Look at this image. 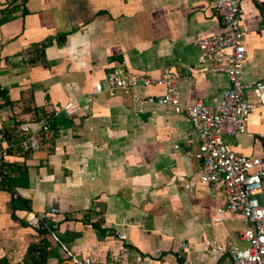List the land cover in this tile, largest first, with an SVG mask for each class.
Here are the masks:
<instances>
[{"label": "crops", "instance_id": "obj_1", "mask_svg": "<svg viewBox=\"0 0 264 264\" xmlns=\"http://www.w3.org/2000/svg\"><path fill=\"white\" fill-rule=\"evenodd\" d=\"M263 1L239 0L246 51L240 79L256 107L244 132L224 136L228 149L249 157L264 153ZM214 3L0 0V178L10 176L23 205L0 187V258L24 264L28 246L45 238L46 264H67L60 245L28 223V211L52 207L48 222L56 223L59 240L96 264H180L181 240L190 246V264H230L226 253L204 252L203 240L248 245L240 238L248 224L240 213L214 219L224 196L200 180L198 140L184 108L146 104L137 112L121 92L92 93L124 62L130 72L155 78L164 67L176 72L183 104L218 102L228 78L200 64L193 43L222 31ZM70 98L79 109L59 113L24 151L18 124ZM257 197L264 202V175Z\"/></svg>", "mask_w": 264, "mask_h": 264}, {"label": "built area", "instance_id": "obj_2", "mask_svg": "<svg viewBox=\"0 0 264 264\" xmlns=\"http://www.w3.org/2000/svg\"><path fill=\"white\" fill-rule=\"evenodd\" d=\"M214 10L222 25V31L197 37L193 43L199 50L198 62L210 65L209 70L222 72L228 78L229 85L223 89L218 102L208 104L196 100L183 104L177 94L179 76L176 72L164 67L155 78L130 72L124 62L106 72L104 86L100 81H96L92 93L105 90L113 96L121 92L130 99L132 108L137 112L146 104L176 112L184 108L198 140L196 156L201 161L200 180L214 189L221 190L224 196L222 204L215 209L214 219L221 220L225 212H238L248 223L240 232V238L248 243L245 248H239L234 242L223 245L205 239L202 250L206 253H226L230 264H264V202H260L257 197L262 188L264 153L258 157L238 155L224 143V136H233L245 131L248 117L256 107V102L244 98L245 86L240 79V69L246 51L239 0H215ZM262 25L264 26V23ZM139 84L144 88L158 85L162 87V91L158 94H147L144 89L138 87ZM79 107L77 99L70 98L50 112L40 114L32 122L19 123L18 145L24 151L31 150L37 136L51 130L59 113L71 114ZM1 153L4 155L6 151L2 150ZM0 187H3L1 178ZM6 187L12 192V197L17 199L15 188L12 185ZM56 211L54 207L40 212L30 210L27 215L28 223L32 227L46 230L62 248L67 264H96L89 257L72 252L59 240L56 235V223L48 222L50 214ZM117 236L124 238L123 233H118ZM189 251L188 242L181 240L176 251L180 264H190V260L185 257V253Z\"/></svg>", "mask_w": 264, "mask_h": 264}, {"label": "trees", "instance_id": "obj_3", "mask_svg": "<svg viewBox=\"0 0 264 264\" xmlns=\"http://www.w3.org/2000/svg\"><path fill=\"white\" fill-rule=\"evenodd\" d=\"M0 96L4 97V93L0 90ZM1 183L3 186H8L12 184V179L9 175L3 174L1 178ZM17 202V203H16ZM14 204L16 207H22L21 200L19 198L14 199ZM39 231L45 233L46 230L39 229ZM47 247L48 242L45 238H43L38 243L30 244L26 250V255L24 257V264H46L47 262ZM0 264H9V262L5 258H0Z\"/></svg>", "mask_w": 264, "mask_h": 264}, {"label": "water", "instance_id": "obj_4", "mask_svg": "<svg viewBox=\"0 0 264 264\" xmlns=\"http://www.w3.org/2000/svg\"><path fill=\"white\" fill-rule=\"evenodd\" d=\"M261 6H262V16L264 17V1L261 2ZM261 87H264V78H263V80H262Z\"/></svg>", "mask_w": 264, "mask_h": 264}]
</instances>
